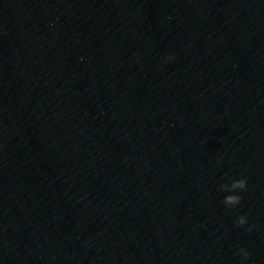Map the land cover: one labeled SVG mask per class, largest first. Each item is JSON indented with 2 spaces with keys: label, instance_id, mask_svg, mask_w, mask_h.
Returning a JSON list of instances; mask_svg holds the SVG:
<instances>
[{
  "label": "clouds",
  "instance_id": "1",
  "mask_svg": "<svg viewBox=\"0 0 264 264\" xmlns=\"http://www.w3.org/2000/svg\"><path fill=\"white\" fill-rule=\"evenodd\" d=\"M171 59V57H169ZM222 191L227 193H235L237 190H247V180L243 177L240 179H233L230 183H224L220 185ZM242 197L237 194H228L223 198V204L227 207H232L241 203ZM247 223V217L240 215L237 217L235 224L238 227H243ZM254 225H249L246 231L251 232ZM238 254L241 256L243 261H247L250 253L243 247L238 249Z\"/></svg>",
  "mask_w": 264,
  "mask_h": 264
}]
</instances>
